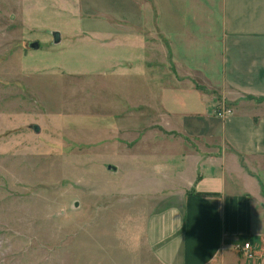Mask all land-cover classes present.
Masks as SVG:
<instances>
[{
	"label": "rangeland",
	"instance_id": "obj_1",
	"mask_svg": "<svg viewBox=\"0 0 264 264\" xmlns=\"http://www.w3.org/2000/svg\"><path fill=\"white\" fill-rule=\"evenodd\" d=\"M89 1L0 0V264H160L150 216L173 205L193 150L227 179L245 162L167 132L163 94L135 61L140 36L127 39V12L151 25L149 4Z\"/></svg>",
	"mask_w": 264,
	"mask_h": 264
},
{
	"label": "crops",
	"instance_id": "obj_2",
	"mask_svg": "<svg viewBox=\"0 0 264 264\" xmlns=\"http://www.w3.org/2000/svg\"><path fill=\"white\" fill-rule=\"evenodd\" d=\"M145 1L152 24L133 8L126 14L134 25L127 39L140 36L145 55L135 61L163 94L164 114L174 123L167 132L218 143L236 163L245 159L240 175L227 179L219 158L193 150L173 205L150 216L147 244L160 264H243L237 255L245 264H264L257 185L264 177V0ZM99 2L105 3H85L86 10L92 4L97 10ZM221 104L231 109L224 118L216 114ZM255 203L262 207L256 213ZM239 236L253 244L255 259L232 251Z\"/></svg>",
	"mask_w": 264,
	"mask_h": 264
},
{
	"label": "built area",
	"instance_id": "obj_3",
	"mask_svg": "<svg viewBox=\"0 0 264 264\" xmlns=\"http://www.w3.org/2000/svg\"><path fill=\"white\" fill-rule=\"evenodd\" d=\"M217 116L224 118L228 115L231 114V109L229 107H227L226 105H220L219 108L217 109ZM236 249L238 251V253L242 254L243 257H245L248 260H253L255 259L256 255H257V251L255 250L254 246L252 243L247 242L244 244H237L236 245Z\"/></svg>",
	"mask_w": 264,
	"mask_h": 264
},
{
	"label": "water",
	"instance_id": "obj_4",
	"mask_svg": "<svg viewBox=\"0 0 264 264\" xmlns=\"http://www.w3.org/2000/svg\"><path fill=\"white\" fill-rule=\"evenodd\" d=\"M51 35L53 37V43L54 44H57L60 42V39H61V34L60 32L58 31H52L51 32ZM29 47L33 50H37L39 48V43L38 42H34V43H30L29 44ZM31 129H33L35 132H38L40 130V128L37 126V125H34V126H30ZM108 169H115V168H112V166H108ZM78 205V203H75L74 206L76 207Z\"/></svg>",
	"mask_w": 264,
	"mask_h": 264
},
{
	"label": "trees",
	"instance_id": "obj_5",
	"mask_svg": "<svg viewBox=\"0 0 264 264\" xmlns=\"http://www.w3.org/2000/svg\"><path fill=\"white\" fill-rule=\"evenodd\" d=\"M199 196H203V197H211V196H215V194H210V193H203V194H198ZM248 238L246 236H239L237 238V240L235 241V243H247Z\"/></svg>",
	"mask_w": 264,
	"mask_h": 264
}]
</instances>
